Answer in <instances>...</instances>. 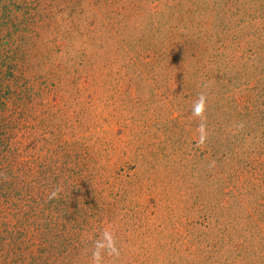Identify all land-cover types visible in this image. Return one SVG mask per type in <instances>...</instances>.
<instances>
[{"label": "rangeland", "instance_id": "1", "mask_svg": "<svg viewBox=\"0 0 264 264\" xmlns=\"http://www.w3.org/2000/svg\"><path fill=\"white\" fill-rule=\"evenodd\" d=\"M42 3L49 56L30 54L12 119L34 156L60 153L58 259L264 264V0Z\"/></svg>", "mask_w": 264, "mask_h": 264}, {"label": "trees", "instance_id": "2", "mask_svg": "<svg viewBox=\"0 0 264 264\" xmlns=\"http://www.w3.org/2000/svg\"><path fill=\"white\" fill-rule=\"evenodd\" d=\"M119 1L97 0L105 8ZM42 4V0H0V264H72L80 258L79 254H69L58 259L59 242L64 239L61 233L72 232L58 220L61 209L47 206L51 198L60 194L48 195L52 193L51 180L59 179L60 173H56L61 169L60 153L49 147L45 155L34 156L31 149L22 147L24 135H18L26 127L12 119L16 111H25L22 96L28 92L24 86L30 54L40 45L45 59L49 56L50 47L39 38L38 29L47 27L43 23L51 13L45 12ZM168 13L173 21H182L186 16V11L173 7L168 8ZM128 18L123 15L110 31L119 33L121 26L130 32ZM167 24L170 26L164 30V40L179 41L181 35L175 33L178 25ZM22 80L23 85H19ZM21 86L25 93L19 89ZM253 162L249 163L252 168L256 167ZM253 210L245 219L249 231L256 223L251 220ZM74 220L71 217L69 222ZM69 248L67 252L75 249Z\"/></svg>", "mask_w": 264, "mask_h": 264}, {"label": "clouds", "instance_id": "3", "mask_svg": "<svg viewBox=\"0 0 264 264\" xmlns=\"http://www.w3.org/2000/svg\"><path fill=\"white\" fill-rule=\"evenodd\" d=\"M203 103H204V99H203V97H200L197 100L196 105L194 107V113L199 114L202 111V109H203ZM99 247H101V246L98 245V248ZM93 256H94V259H96L98 261L99 260V251L95 252L93 254Z\"/></svg>", "mask_w": 264, "mask_h": 264}]
</instances>
